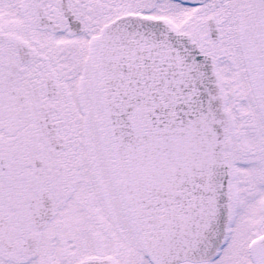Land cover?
Listing matches in <instances>:
<instances>
[{"label": "snow or ice", "instance_id": "6c2138e0", "mask_svg": "<svg viewBox=\"0 0 264 264\" xmlns=\"http://www.w3.org/2000/svg\"><path fill=\"white\" fill-rule=\"evenodd\" d=\"M0 264H264V0H0Z\"/></svg>", "mask_w": 264, "mask_h": 264}]
</instances>
